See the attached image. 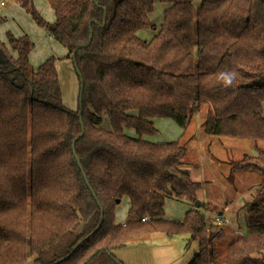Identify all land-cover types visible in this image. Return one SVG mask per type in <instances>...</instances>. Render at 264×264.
I'll use <instances>...</instances> for the list:
<instances>
[{
    "label": "trees",
    "instance_id": "1",
    "mask_svg": "<svg viewBox=\"0 0 264 264\" xmlns=\"http://www.w3.org/2000/svg\"><path fill=\"white\" fill-rule=\"evenodd\" d=\"M46 1L51 23L34 0H15L64 59L75 55L82 121L64 104L61 58L34 69L29 36L9 32L8 46L0 41V264H123L115 251L154 233L186 236L187 249L196 242L188 264H264V151L233 165L262 182L245 232L221 253L224 224L194 205L201 183L182 162L186 147L146 139L159 119L185 130L207 104L206 134L264 142V0H202L197 9L159 0L170 5L160 26L150 23L156 0ZM146 26L150 40L139 36ZM125 198L124 226L116 208ZM167 199L191 205L182 221L164 219Z\"/></svg>",
    "mask_w": 264,
    "mask_h": 264
},
{
    "label": "crops",
    "instance_id": "2",
    "mask_svg": "<svg viewBox=\"0 0 264 264\" xmlns=\"http://www.w3.org/2000/svg\"><path fill=\"white\" fill-rule=\"evenodd\" d=\"M37 1L39 0H34L36 8L38 7ZM44 2L50 7L46 0ZM6 5L5 1L4 7ZM1 12L3 11L0 10ZM44 18L46 19V17ZM47 21L53 22L52 18ZM66 56L67 54H64L60 60ZM57 70L60 74L58 66ZM60 81L62 80L60 79ZM204 121L205 119L199 126L192 122L185 130H182L180 138L173 141H178L186 147V154L182 162L185 168L190 171L192 178L196 176L197 181L201 183L199 200L204 205H210L221 213V215L220 213L216 215L210 212L208 207L203 208L207 211L209 221L214 223L216 217H222L227 221L228 227H232L237 234H241V219L243 220L246 207L254 197L262 178L250 172L233 173L232 169L235 162L243 160L245 156L255 155L257 149L264 151V142L206 134L203 126ZM171 201L170 199L166 200L165 210ZM123 202H126L125 207L120 208V204L116 208V222L122 225L127 221V212L130 208L127 198L123 199L121 203ZM187 206V209L192 208L190 204ZM164 219H166L165 216ZM182 237V241L185 242L184 248L187 249V237ZM182 251L183 249L176 247L174 238L154 233L130 241L125 248L115 251V256L123 264H179L182 261Z\"/></svg>",
    "mask_w": 264,
    "mask_h": 264
},
{
    "label": "rangeland",
    "instance_id": "3",
    "mask_svg": "<svg viewBox=\"0 0 264 264\" xmlns=\"http://www.w3.org/2000/svg\"><path fill=\"white\" fill-rule=\"evenodd\" d=\"M6 7H2L0 14L6 19L4 23L0 24V41L7 43V34L10 32L16 37L28 35L32 42V50L30 52V63L34 69H37L44 61L50 57L62 58L64 54H67V50L64 49L59 43H57L50 34L42 27H39L36 22L33 20L30 14L24 11L15 0H5ZM194 6L197 9L200 7L202 0H193ZM37 9L42 15L48 20L52 18L54 20V14L52 9L44 2V0L37 1ZM19 6V7H18ZM170 7L168 4H163L159 0L155 2V9L153 14L150 16L151 25L160 26L163 21L164 11ZM45 19V18H44ZM45 19V20H46ZM139 36L143 39L150 40L154 36L150 26L144 27L140 32ZM60 68V79L61 89L63 94V101L65 106L70 110L78 109L79 101V92H80V82L75 70L73 61L70 59H63L57 62L56 64ZM209 106L203 104L200 110L192 117L189 125L195 124L201 125L203 119L206 120ZM205 122V121H204ZM188 125V126H189ZM104 127L110 128L109 119L106 118L104 122ZM156 127L159 130V133L154 136H147L146 139L154 143H163L173 140H178L182 134V129L178 127L172 120L169 119H159L156 120ZM130 135H135V133L127 132ZM180 134V135H179ZM184 145V144H182ZM185 146V145H184ZM197 181V177L193 176ZM199 199V196H198ZM127 202V201H126ZM126 202L121 203L120 208L125 207ZM171 204V206H169ZM187 203L182 201L172 200L171 203L167 204L165 210V217L167 220H183L185 213L189 210L187 209ZM205 213L206 210H203ZM207 219L210 220L207 216ZM243 221V222H242ZM228 224H224V229L227 234L226 240L219 245L221 253L224 250V246L230 241L232 236H237L235 230L232 227H228ZM241 233L245 232V221L241 219ZM160 234V233H157ZM163 235V234H162ZM165 236V235H164ZM175 240L176 247L183 249L181 256L182 261L179 264H188V262L194 257L198 251V244L193 242L188 249H185V242L182 241V236L172 237ZM185 238V237H184ZM29 264H32V258L29 259ZM178 264V263H177Z\"/></svg>",
    "mask_w": 264,
    "mask_h": 264
},
{
    "label": "water",
    "instance_id": "4",
    "mask_svg": "<svg viewBox=\"0 0 264 264\" xmlns=\"http://www.w3.org/2000/svg\"><path fill=\"white\" fill-rule=\"evenodd\" d=\"M91 39H92V37H91ZM75 63V55L73 56V64ZM74 67H75V70H76V72H77V75H78V78L80 77L81 78V75H80V73H79V71H77V68H76V64H74ZM83 93H84V87H83V85L81 86V88H80V92H79V119H80V121H82V112H83ZM84 135V131H83V133L81 134V136L80 137H82ZM79 137V138H80ZM79 138H77V140L79 139ZM76 140V141H77ZM75 143L76 142H74V145H73V149L75 150ZM75 156H76V154H75ZM85 180H86V177H85ZM195 207H197V208H199V207H204V208H207L208 206H206V205H204L200 200H197L196 202H195ZM220 215H221V213H220Z\"/></svg>",
    "mask_w": 264,
    "mask_h": 264
},
{
    "label": "built area",
    "instance_id": "5",
    "mask_svg": "<svg viewBox=\"0 0 264 264\" xmlns=\"http://www.w3.org/2000/svg\"><path fill=\"white\" fill-rule=\"evenodd\" d=\"M5 6V0H0V8L4 7ZM142 221H145V219H142ZM227 221L226 220H223L222 217H216L215 218V224L216 225H222V224H225ZM125 226V224H124Z\"/></svg>",
    "mask_w": 264,
    "mask_h": 264
}]
</instances>
